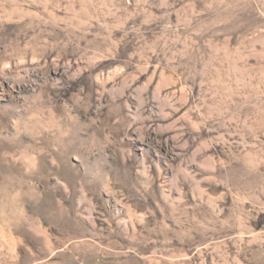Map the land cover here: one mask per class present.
<instances>
[{
	"label": "rangeland",
	"instance_id": "374dc122",
	"mask_svg": "<svg viewBox=\"0 0 264 264\" xmlns=\"http://www.w3.org/2000/svg\"><path fill=\"white\" fill-rule=\"evenodd\" d=\"M0 264H264V0H0Z\"/></svg>",
	"mask_w": 264,
	"mask_h": 264
}]
</instances>
